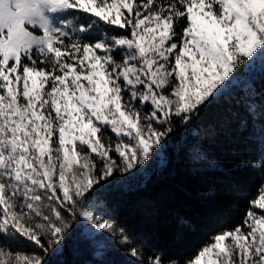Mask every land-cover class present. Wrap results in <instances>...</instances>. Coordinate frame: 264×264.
<instances>
[{
    "label": "snow or ice",
    "instance_id": "snow-or-ice-1",
    "mask_svg": "<svg viewBox=\"0 0 264 264\" xmlns=\"http://www.w3.org/2000/svg\"><path fill=\"white\" fill-rule=\"evenodd\" d=\"M0 264H264V0H0Z\"/></svg>",
    "mask_w": 264,
    "mask_h": 264
},
{
    "label": "trees",
    "instance_id": "trees-1",
    "mask_svg": "<svg viewBox=\"0 0 264 264\" xmlns=\"http://www.w3.org/2000/svg\"><path fill=\"white\" fill-rule=\"evenodd\" d=\"M213 150L214 151H219V150H225L228 148L227 145H220V144H216V145H213L212 146ZM223 167L225 169H231L234 167V165L230 162H223ZM225 187H229L228 185H225ZM244 189H245V192L248 193V194H252L253 192H257V189H256V181L253 180V179H250V178H245V181H244ZM258 194V192H257ZM226 223L228 224H231L232 223V217H227L226 218ZM198 243V240L197 239H193L190 244L188 246H186L183 250H182V254L186 257L189 256L190 253H193V249L196 247ZM190 258L194 259V254H192L190 256Z\"/></svg>",
    "mask_w": 264,
    "mask_h": 264
}]
</instances>
